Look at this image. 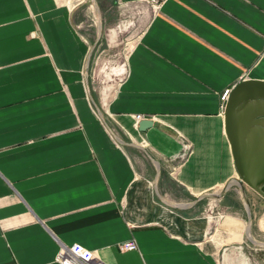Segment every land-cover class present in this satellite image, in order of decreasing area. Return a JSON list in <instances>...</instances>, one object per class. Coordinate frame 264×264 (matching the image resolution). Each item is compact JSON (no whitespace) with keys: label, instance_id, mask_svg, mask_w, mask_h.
Wrapping results in <instances>:
<instances>
[{"label":"crops","instance_id":"0c3cea01","mask_svg":"<svg viewBox=\"0 0 264 264\" xmlns=\"http://www.w3.org/2000/svg\"><path fill=\"white\" fill-rule=\"evenodd\" d=\"M81 1L0 0V264H58L73 244L106 264H218L230 244L217 240L242 243L264 203L237 183L229 140L243 138L245 166L264 176V100H245L228 134L220 99L264 84V0H110L149 17L100 115ZM136 116L157 126L139 132ZM254 226L264 233V214ZM129 240L137 249L121 252Z\"/></svg>","mask_w":264,"mask_h":264},{"label":"rangeland","instance_id":"374dc122","mask_svg":"<svg viewBox=\"0 0 264 264\" xmlns=\"http://www.w3.org/2000/svg\"><path fill=\"white\" fill-rule=\"evenodd\" d=\"M94 1L82 0L76 7V21L79 31L87 41L89 51L84 72V80L88 98L99 113L102 107L113 96L114 91L123 79L126 59L130 49L144 29L149 9L144 5L110 7L108 0L105 11H99ZM94 8V9H93ZM95 13H92L94 11ZM232 188H239L234 186ZM241 192V191H240ZM238 202L245 215L251 217V207L244 198ZM208 210L218 212V201L210 196L203 201ZM221 210V209H220ZM256 214L260 218L264 214V203L256 204ZM258 218H255L256 222ZM255 220L246 221L249 234H243L242 243L235 244L232 240L217 242L227 245L226 251L217 253L218 264H264V233L255 231ZM218 228L212 225L209 236L215 240Z\"/></svg>","mask_w":264,"mask_h":264},{"label":"water","instance_id":"95a60500","mask_svg":"<svg viewBox=\"0 0 264 264\" xmlns=\"http://www.w3.org/2000/svg\"><path fill=\"white\" fill-rule=\"evenodd\" d=\"M256 85L259 89L258 95L249 96L247 95V90L251 89L252 86ZM263 99L264 100V84H252L251 82H242L238 84L230 93L229 99L225 107V121H226V130L229 134L230 126L233 123L236 109L245 102V100L253 99ZM98 111V109L96 108ZM98 114L100 115L99 111ZM264 117V114H261ZM156 122H153L149 119H143L137 122V130L139 132H144L145 130L156 127ZM232 155L235 163V168L238 176V184L241 183L249 186L254 191L260 194L264 199V176H257L258 171L250 169L245 165L249 162L248 159H251L250 152H247L243 149L241 143L243 138L229 137ZM246 160V161H245ZM249 164V163H248ZM229 184L225 185L224 189L228 188Z\"/></svg>","mask_w":264,"mask_h":264},{"label":"built area","instance_id":"2783aa9c","mask_svg":"<svg viewBox=\"0 0 264 264\" xmlns=\"http://www.w3.org/2000/svg\"><path fill=\"white\" fill-rule=\"evenodd\" d=\"M145 2L150 3L151 5L155 6L162 0H142ZM230 95V90H225L221 94V102L224 104ZM136 121H139L143 119L141 116L135 117ZM189 146L184 147V151L188 152ZM223 214L215 213L210 218L214 225H216L219 221H221ZM137 249V245L134 240H129L127 242L122 243L119 246V250L121 252H129V251H135ZM55 261L58 264H106L100 259H98L94 253L86 248H83L82 246L78 244H73L69 247L61 248L55 258Z\"/></svg>","mask_w":264,"mask_h":264},{"label":"bare ground","instance_id":"6f19581e","mask_svg":"<svg viewBox=\"0 0 264 264\" xmlns=\"http://www.w3.org/2000/svg\"><path fill=\"white\" fill-rule=\"evenodd\" d=\"M94 9V8H93ZM96 11H94V13H95Z\"/></svg>","mask_w":264,"mask_h":264}]
</instances>
